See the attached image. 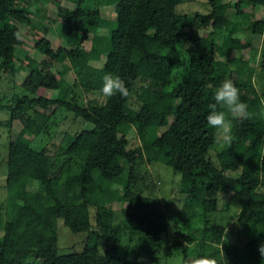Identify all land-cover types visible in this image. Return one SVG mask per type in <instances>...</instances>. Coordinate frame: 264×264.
I'll return each instance as SVG.
<instances>
[{
    "label": "trees",
    "instance_id": "obj_1",
    "mask_svg": "<svg viewBox=\"0 0 264 264\" xmlns=\"http://www.w3.org/2000/svg\"><path fill=\"white\" fill-rule=\"evenodd\" d=\"M86 1L53 0L55 15L48 17L42 14V0H0V68L15 76L25 72V94L16 95L7 107L10 120L19 119L24 125L8 145L9 203L0 207V264H164L178 247L183 250V264L200 257L214 259L216 264H264L258 251L264 243V100L250 95L254 88L250 81L235 78L234 73L240 69L246 72L247 67L234 69L229 60L220 62L226 49L221 24L238 27L228 20L227 7L220 0H208L206 13L184 14L178 7L188 0H115L112 7L117 28L102 35L98 33L102 11L86 8ZM234 1L238 15L246 8L264 6V0ZM37 17L50 24L37 26ZM54 22L62 23L59 32ZM21 26L35 30L30 49L40 53V59L21 53L28 45L25 38H15ZM209 27L212 43L205 48L202 30ZM57 33L65 44L56 48L50 34ZM252 33L264 35V20L253 23ZM90 40L106 50L102 67L87 63ZM147 44L155 49L143 64ZM181 49L188 55V65L185 77L173 85L175 56ZM82 61L85 63L80 64ZM260 65L264 80V50ZM69 66L87 77L82 90L90 95L88 104L79 99L78 83H62ZM109 73L125 81L129 89L126 98L102 95L103 77ZM141 79L151 85L141 86L138 92ZM226 79L238 87L248 117L229 116L233 137L218 151L215 161L211 151L218 132L206 117L214 93ZM64 84L66 91L61 97L38 95L40 89L57 90ZM136 93L141 102L138 110L129 104ZM167 97L173 101L166 103ZM32 110L48 117L64 110L95 127L67 135L60 145L55 156L67 159L65 176L53 175L47 148L33 146L34 138L46 126L38 120L25 122ZM218 110L222 109L218 106ZM122 123L133 127L146 148L131 147L129 139L120 136ZM156 143L165 151L167 164L181 174L179 186L188 198L173 222L175 230L190 240L184 234V229L193 225L189 211L204 220V249L193 259L183 241L163 244L161 216L149 197L136 188L138 162L160 159L155 154ZM117 158L127 164H117ZM25 177L28 182L22 190ZM21 191L25 197L17 202ZM222 193L240 197L235 220L250 232L244 246L225 238L228 223L209 218L218 211ZM119 196L128 229L125 245L112 207ZM58 208L63 209V222L73 234L86 235L81 252L60 253ZM104 242L109 245L102 251Z\"/></svg>",
    "mask_w": 264,
    "mask_h": 264
},
{
    "label": "rangeland",
    "instance_id": "obj_2",
    "mask_svg": "<svg viewBox=\"0 0 264 264\" xmlns=\"http://www.w3.org/2000/svg\"><path fill=\"white\" fill-rule=\"evenodd\" d=\"M115 0H87L84 4L86 8H100L102 11V19L99 26V34L105 35L109 30L117 28V22L115 20V13L112 4ZM220 3L228 9V20L234 22L238 27L231 28L228 23H222L220 31L225 34L223 44L226 46L225 54L220 59L221 63L229 60L230 66L234 69L237 66L247 67V71L244 72L241 69L234 73L235 78L238 81L246 83L250 81L254 88L250 91V95L264 100V80L261 75L260 60L264 50V35L252 33V25L256 20H264V6L255 8H246L242 15H238L235 12L234 0H220ZM66 6L72 7L73 4L67 1H63ZM42 14L48 17L55 15V7L53 0H42ZM209 9L208 0H188L178 7V11L184 14H195L197 12L206 13ZM37 26H48L46 20L39 17L35 19ZM56 32H59L62 27V23H52ZM20 32L23 34L25 40L28 42L26 47L21 48L22 54H29L37 59L41 58L40 53L31 51L30 47L33 41V35L35 30L28 29L25 26L20 27ZM202 46L210 48L212 43V27L202 30ZM50 38L53 40L54 47H58L65 44L59 33L53 35L50 34ZM221 38V37H219ZM235 42H231V40ZM87 48L90 51V58L87 61L89 65L95 67H102L106 62V50L99 44H95L92 40L87 42ZM152 44L145 46V53L142 58V63L145 64L148 61L149 53L154 51ZM175 82L176 84L185 77L186 67L188 65V55L181 49L175 56ZM81 62L80 64H84ZM59 69H62V65H58ZM21 75L14 73H6L0 68V207L2 205L8 206V188H7V171H8V145L11 140L16 139L18 133L23 127L21 120H10V112L8 106L13 104L14 97L16 95L22 96L25 91L22 87V81L25 72ZM62 83L72 84L74 82L79 85V92L81 93L79 99L81 103L88 104L90 99L89 94H85L82 90V86L87 84V77L84 74H78L71 66L65 72L64 77L61 79ZM65 84L57 90L40 89L38 95L46 96L49 98L61 97L65 91ZM151 82L141 79L138 85V92L141 86H150ZM170 90V89H169ZM173 100L170 97L165 99L166 103H171ZM130 106L134 109H140L141 102L138 94H134L129 102ZM4 106V107H2ZM38 120L40 123L45 124V130L33 140V146L37 148H47L52 155V172L53 175L65 176L68 165L67 159L63 157H57L56 152L60 145L63 143L67 135L74 136L80 130H94L95 127L89 122H85L80 118L75 117L73 114L64 110H59L53 117H48L37 111H30L26 116L25 122L28 124L32 121ZM172 118L170 119V122ZM121 131L120 136H125L129 139L131 147L141 145L145 147V143L134 134L133 127L128 123H122L119 125ZM230 137H233V133L230 130ZM226 140L218 134V142L211 151L213 159L216 161L217 153L224 148ZM155 154L160 156L157 161L149 162L148 159L143 158L138 162V179L136 188L149 197L150 201L156 206L161 218L160 225L164 228L161 234L163 244L173 243L176 240H181L185 244L188 243L187 252L192 258L204 249L203 240V228L204 220L197 216V214L190 210L189 214L193 219V225L190 228L184 229L185 236H188L190 240H186L180 236L174 228V220L177 217L179 209L188 202L186 191L182 190L179 186L181 181V174L173 170V168L167 164L165 157V151L159 148V143L154 145ZM116 163L126 165L127 162L124 159L117 158ZM28 180L26 177L22 180L20 188L23 190L26 187ZM37 186L38 183L34 182ZM34 185V186H35ZM204 186L200 189V194H203ZM24 193L21 191L16 195V201L22 202L24 199ZM241 206L240 197L231 198L227 193L221 194L219 201L218 211L210 215L211 222L215 220L228 223V229L225 234V238L231 242L244 246L249 238V229L239 225L235 220V214L239 211ZM115 210V222L120 230V238L122 245L128 242V229L126 222L123 220L121 210L124 207L122 198L119 196L112 205ZM13 208H11V211ZM13 212H15L13 210ZM57 215L59 217L58 230L60 235V253L67 254L73 252H81L85 245V234H73L70 229L64 224L62 215L63 209L58 208ZM108 243L102 244V251L108 246ZM206 250L209 251V244L206 246ZM183 250L181 247L175 248L173 256L168 258L164 264H183ZM193 259V258H192ZM264 261V259H263ZM194 263L191 261V264Z\"/></svg>",
    "mask_w": 264,
    "mask_h": 264
},
{
    "label": "clouds",
    "instance_id": "obj_3",
    "mask_svg": "<svg viewBox=\"0 0 264 264\" xmlns=\"http://www.w3.org/2000/svg\"><path fill=\"white\" fill-rule=\"evenodd\" d=\"M18 41H23L24 36L21 32L15 33ZM103 96L111 98L119 94L122 98L129 95V89L125 81L117 75L106 74L103 77V87L101 89ZM219 109L222 110H218ZM209 113L206 117L208 125L217 130L221 137L230 140L231 119L247 118L248 107L240 99V91L232 80L226 79L214 93V103L209 104ZM188 246L186 242L185 247ZM258 251L264 259V243L259 245ZM143 260V258H140ZM194 264H216L214 259L200 257L194 261Z\"/></svg>",
    "mask_w": 264,
    "mask_h": 264
}]
</instances>
